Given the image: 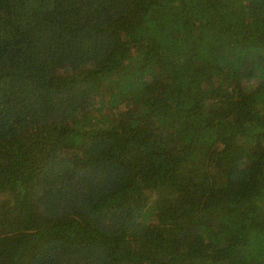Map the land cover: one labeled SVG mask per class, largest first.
<instances>
[{"label": "trees", "instance_id": "1", "mask_svg": "<svg viewBox=\"0 0 264 264\" xmlns=\"http://www.w3.org/2000/svg\"><path fill=\"white\" fill-rule=\"evenodd\" d=\"M0 264H264V0H0Z\"/></svg>", "mask_w": 264, "mask_h": 264}]
</instances>
